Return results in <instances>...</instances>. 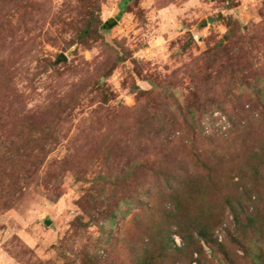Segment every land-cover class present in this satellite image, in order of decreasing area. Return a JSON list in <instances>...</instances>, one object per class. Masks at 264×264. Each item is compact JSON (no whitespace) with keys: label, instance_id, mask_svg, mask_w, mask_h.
Instances as JSON below:
<instances>
[{"label":"rangeland","instance_id":"obj_1","mask_svg":"<svg viewBox=\"0 0 264 264\" xmlns=\"http://www.w3.org/2000/svg\"><path fill=\"white\" fill-rule=\"evenodd\" d=\"M261 159L264 0H0V264H264Z\"/></svg>","mask_w":264,"mask_h":264},{"label":"trees","instance_id":"obj_2","mask_svg":"<svg viewBox=\"0 0 264 264\" xmlns=\"http://www.w3.org/2000/svg\"><path fill=\"white\" fill-rule=\"evenodd\" d=\"M257 157H259L258 155H256ZM260 159V158H259ZM262 160V163L264 164V160L263 159H261ZM244 177H240V181H243L244 179H243ZM251 219V222H252V224H253V222H254V220H252V218H250ZM236 220H238V217H236ZM256 260L258 259V256L256 255V258H255Z\"/></svg>","mask_w":264,"mask_h":264},{"label":"water","instance_id":"obj_3","mask_svg":"<svg viewBox=\"0 0 264 264\" xmlns=\"http://www.w3.org/2000/svg\"><path fill=\"white\" fill-rule=\"evenodd\" d=\"M66 59L63 57V56H60V58H59V62H61V61H65Z\"/></svg>","mask_w":264,"mask_h":264}]
</instances>
